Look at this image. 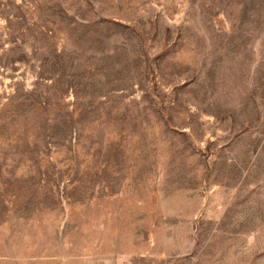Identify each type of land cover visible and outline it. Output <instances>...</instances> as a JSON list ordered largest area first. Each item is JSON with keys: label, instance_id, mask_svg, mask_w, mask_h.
Segmentation results:
<instances>
[{"label": "rangeland", "instance_id": "374dc122", "mask_svg": "<svg viewBox=\"0 0 264 264\" xmlns=\"http://www.w3.org/2000/svg\"><path fill=\"white\" fill-rule=\"evenodd\" d=\"M0 264H264V0H0Z\"/></svg>", "mask_w": 264, "mask_h": 264}]
</instances>
